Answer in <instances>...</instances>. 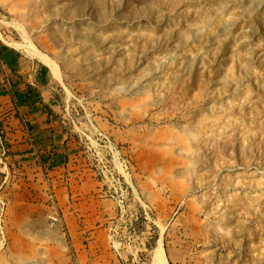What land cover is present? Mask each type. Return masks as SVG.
<instances>
[{"label":"rangeland","instance_id":"obj_1","mask_svg":"<svg viewBox=\"0 0 264 264\" xmlns=\"http://www.w3.org/2000/svg\"><path fill=\"white\" fill-rule=\"evenodd\" d=\"M0 41L108 202L80 256L0 184V264H264V0H0Z\"/></svg>","mask_w":264,"mask_h":264},{"label":"crops","instance_id":"obj_2","mask_svg":"<svg viewBox=\"0 0 264 264\" xmlns=\"http://www.w3.org/2000/svg\"><path fill=\"white\" fill-rule=\"evenodd\" d=\"M51 79L43 64L0 41V131L7 150L4 157L0 150V184L15 221L68 237L85 256L82 241L92 238L108 202L104 185L56 118ZM51 217L59 224L52 226Z\"/></svg>","mask_w":264,"mask_h":264},{"label":"bare ground","instance_id":"obj_3","mask_svg":"<svg viewBox=\"0 0 264 264\" xmlns=\"http://www.w3.org/2000/svg\"><path fill=\"white\" fill-rule=\"evenodd\" d=\"M27 44H28V43H27ZM15 46H16V45H15ZM31 46H32V45H30V44L26 45V47L29 48V50H33V51H34V49H33ZM20 47L23 48V47H25V46H22V45H21ZM41 56H42V57H41ZM41 56L39 55V57H41V59H42L43 61H45V62L48 64V67L50 66V67H51L50 69H51L54 73H56V72H57L56 69H57L58 67L56 68L55 65H54L51 61H49V59H48L45 55L42 54ZM52 74H53V73H52ZM57 74H59V73H57ZM54 76H55V75H54ZM159 256H160V255H159ZM159 258H160V257H159ZM162 261H164L163 258H162ZM164 263H165V262H164ZM159 264H161V263H159Z\"/></svg>","mask_w":264,"mask_h":264},{"label":"built area","instance_id":"obj_4","mask_svg":"<svg viewBox=\"0 0 264 264\" xmlns=\"http://www.w3.org/2000/svg\"><path fill=\"white\" fill-rule=\"evenodd\" d=\"M4 143L5 141H4V138L2 137V132L0 131V148H1L2 155H6L7 153Z\"/></svg>","mask_w":264,"mask_h":264}]
</instances>
